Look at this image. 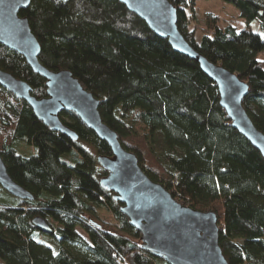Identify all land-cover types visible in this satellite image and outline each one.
<instances>
[{"label": "trees", "instance_id": "obj_1", "mask_svg": "<svg viewBox=\"0 0 264 264\" xmlns=\"http://www.w3.org/2000/svg\"><path fill=\"white\" fill-rule=\"evenodd\" d=\"M196 1L169 0L178 30L196 51L248 84L242 106L264 134V38L248 27L256 20L264 36V0H226L247 27L229 24L199 41L189 27ZM19 15L40 44V62L70 70L100 101L103 122L146 175L182 204L216 214L227 262L264 264V159L231 126L217 86L198 63L117 0H31ZM204 17L213 30L218 16ZM0 69L26 81L32 95H46L45 79L2 44ZM59 116L77 140L48 129L0 86V155L10 177L34 196L19 199L0 186V264H167L141 248L122 204L99 183L107 171L97 157L110 156V146L73 112ZM22 145L32 151L19 152ZM34 217L52 231L36 229Z\"/></svg>", "mask_w": 264, "mask_h": 264}, {"label": "water", "instance_id": "obj_2", "mask_svg": "<svg viewBox=\"0 0 264 264\" xmlns=\"http://www.w3.org/2000/svg\"><path fill=\"white\" fill-rule=\"evenodd\" d=\"M31 0H0V44L24 57L33 72L45 79L46 95L31 94V86L0 69V86L24 100L48 129L77 140L78 135L60 119L62 111L73 112L111 148L110 156L97 161L107 171L99 183L113 192L129 224L140 232L141 248L167 264H229L219 246V227L213 211H199L173 198L160 183L150 179L134 153L125 149L116 131L103 122L100 101L84 89L70 70H51L39 60L40 44L28 19L19 15ZM142 19L171 48L196 61L201 71L217 86L219 104L231 126L256 148L264 159V134L257 129L242 106L249 86L232 71L209 61L196 51L177 28L176 8L169 0H117ZM0 186L8 194L24 200L34 196L8 174L0 155ZM32 223L43 233L52 231L42 217Z\"/></svg>", "mask_w": 264, "mask_h": 264}, {"label": "rangeland", "instance_id": "obj_3", "mask_svg": "<svg viewBox=\"0 0 264 264\" xmlns=\"http://www.w3.org/2000/svg\"><path fill=\"white\" fill-rule=\"evenodd\" d=\"M211 12L218 16V22L213 30H209L205 26V13ZM233 25L236 27L237 30H241L247 27V24L245 23L244 19L239 16L238 9L230 2L226 0H197L196 1V7H195V14L193 17L190 18L189 27L197 29L196 32V41H199L201 38V35L205 32L210 33L211 35H215V31H218L219 29L223 28L226 25ZM253 32L260 34L263 36V33L259 27V24L256 20L249 23L248 26ZM215 32V33H213ZM65 120H68V117H64ZM79 144L93 153V148L85 143V142H79ZM154 146L158 152L162 149V143H161V136L157 135L155 137ZM20 149H18L19 152L23 153L26 151L27 153L31 152V148H24V146H18ZM24 150V151H22ZM4 197H7L6 194H4ZM101 211V210H100ZM95 219V218H94ZM97 220V219H95ZM98 221V220H97Z\"/></svg>", "mask_w": 264, "mask_h": 264}, {"label": "snow or ice", "instance_id": "obj_4", "mask_svg": "<svg viewBox=\"0 0 264 264\" xmlns=\"http://www.w3.org/2000/svg\"><path fill=\"white\" fill-rule=\"evenodd\" d=\"M261 38H264V36H262Z\"/></svg>", "mask_w": 264, "mask_h": 264}]
</instances>
